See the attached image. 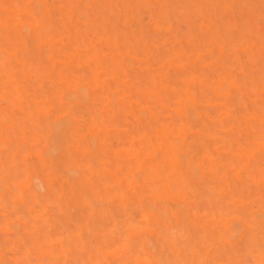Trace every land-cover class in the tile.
Masks as SVG:
<instances>
[{
  "label": "rangeland",
  "instance_id": "rangeland-1",
  "mask_svg": "<svg viewBox=\"0 0 264 264\" xmlns=\"http://www.w3.org/2000/svg\"><path fill=\"white\" fill-rule=\"evenodd\" d=\"M40 3L53 9L37 24L34 6ZM29 29L34 36L43 33L39 49L29 52L22 44L15 62L5 66V38L23 40ZM31 57L40 63L33 65ZM262 76L260 0H0V261L125 264L135 258L93 248L86 230L84 241L71 249L36 239L26 250L9 251L14 243L22 247L15 229L28 236L44 228L39 202L32 213L36 219L17 218L24 201L10 203L6 196L8 179L19 174L13 191L51 194L45 219L53 228L60 221L74 232L95 200L103 207L88 226L103 231L110 217L102 221V213L119 216L125 206L147 200L155 208L149 214L154 227L130 235L150 241L165 258L181 264L226 259L260 264ZM57 88L56 103L86 90L83 106L75 109L89 116L82 135L74 138L56 123L57 115L49 116ZM249 107L248 115H235ZM34 117L46 128L35 141L23 139L38 143L39 151L27 158L14 154L18 142L8 130L22 123L30 127ZM24 159L37 166L16 163ZM186 159L194 161L195 174ZM61 160L66 176L56 167ZM137 176L160 187L146 186ZM233 232L234 239H222ZM174 236L186 237L179 248L172 247ZM141 258L152 257L145 250Z\"/></svg>",
  "mask_w": 264,
  "mask_h": 264
},
{
  "label": "snow or ice",
  "instance_id": "snow-or-ice-1",
  "mask_svg": "<svg viewBox=\"0 0 264 264\" xmlns=\"http://www.w3.org/2000/svg\"><path fill=\"white\" fill-rule=\"evenodd\" d=\"M36 22L37 24H42V17H50L52 14L53 6L47 3L36 4ZM224 7L230 8L231 5L225 4ZM261 7V16H262V27H264V0H260ZM44 31H48L47 27L44 28ZM43 39V33L35 35L29 29L24 34V39L20 40L19 38L13 39L11 34H9L4 40V53L5 59L4 64L7 66L10 62L14 63V58L16 57L18 48L21 44L27 49L29 52L34 50H38L40 47L41 40ZM29 41H31V45H29ZM29 62L28 59L25 61ZM30 62L33 65H38L40 60L38 57H31ZM207 80V77H205ZM261 87L264 88V76H262V84ZM202 92L207 94L208 88L204 87L201 89ZM60 89L57 88L53 97V102L50 105L49 116L55 114L59 118L56 120L57 124L66 125V129L70 130L73 133V137L75 138L77 135H82L84 133V126L89 120V116L82 111H75L77 107H82L80 104L81 98L87 97L86 90H81V95L79 96H64L62 102L56 103L55 97L59 96ZM99 104V101L97 102ZM65 106H68L67 111H65ZM115 97H113V108H115ZM98 111V109H97ZM252 109L249 107L248 113H243L241 111H236L235 115L238 118H242L243 116L248 115ZM64 113L61 117L60 114ZM262 126H261V135L260 141L261 144L264 145V112L261 114ZM46 128V124L43 119L34 117L31 121L30 127L23 126L21 124L20 128H12L8 130L9 137H14L18 145L13 147L12 152L16 155L22 153L25 158L28 157L29 153L38 152V143L34 142L32 144L28 143L27 139H23L25 137L31 136L33 140H37L44 132ZM22 142V146H20V142ZM75 155V152L72 153ZM16 163L22 165H30L37 166L36 161L24 159L21 161H17ZM184 163L192 170L195 174L198 169L194 167V161L192 159H186ZM59 170L66 176L68 174L69 169L64 164V161H59L57 166ZM55 170V169H54ZM138 182H141L149 187H160L159 184H153L152 180L146 176H137ZM20 183V176L16 174L10 177L7 181V192L6 196L10 203H15V201L20 198L24 201L23 208H18L16 210L17 218H25V219H36L37 216H33L32 213L36 211L34 204L35 202H39L42 206V210L37 215L40 219L44 220V228L43 231L37 233L35 231L30 232L28 236H26L19 228L16 229L17 232V242L22 244L21 248H18L16 244H12L9 248V251L15 250L17 252L26 250L32 246L33 240L42 239L44 241H51L53 243H63L66 247L71 249L72 246H78L85 239V230L87 233L88 241L91 243L93 248L98 249L100 251H125L135 257L132 260L125 262V264H181L178 260L165 258L164 251L157 250L154 248L150 241L143 239H132L131 231L133 230H145L151 229L154 226L150 223L149 214L155 212V208L153 207L150 201H144L142 204L129 205L125 206L121 214L118 216L115 212H109L107 214L102 213L101 219L110 220L108 223L104 224L103 231H93L91 227H89L91 216L95 214L97 208L103 207V202H97L95 200L89 201L88 205V213L84 218L83 224L81 225L79 222L77 224V229L72 232L67 229H64L61 226V222L57 221L55 228L48 225L47 220L45 219V214L48 211V208L45 205L51 204V194L48 190L43 192H37L35 194H25L18 191H13V189ZM114 191H119L118 187L113 188ZM27 209L28 211H25ZM221 213H223L226 209L223 207L219 209ZM262 225H264V219L261 221ZM83 229V230H82ZM235 232H233L231 237H222L225 240H232L235 237ZM31 237V238H28ZM186 237L181 236L180 238L173 237L172 247L179 248L181 246V242ZM145 250H147L151 259H143L141 257L144 256ZM261 256L264 257V244L261 246ZM0 264H6L4 261H0ZM23 264H30V262H23ZM67 264V262H66ZM217 264H252L250 260L245 259H226L218 261ZM260 264H264V258H262Z\"/></svg>",
  "mask_w": 264,
  "mask_h": 264
},
{
  "label": "bare ground",
  "instance_id": "bare-ground-1",
  "mask_svg": "<svg viewBox=\"0 0 264 264\" xmlns=\"http://www.w3.org/2000/svg\"><path fill=\"white\" fill-rule=\"evenodd\" d=\"M139 2V1H138ZM255 3V2H254ZM17 5V4H16ZM167 8V7H166ZM174 9V8H173ZM172 9V10H173ZM201 10V9H200ZM174 13V12H173ZM179 13V12H178ZM5 14V13H4ZM2 19V18H1ZM200 19V18H199ZM254 19V18H253ZM240 22V21H239ZM56 23V22H55ZM47 26V25H46ZM57 26V25H56ZM98 26H100V25H98ZM91 27V26H90ZM200 27V26H199ZM245 28H246V26H245ZM194 29V28H193ZM199 30V29H198ZM247 30H248V28H247ZM100 31V30H99ZM6 32V31H5ZM13 32V31H12ZM5 34V33H4ZM49 34H51V33H49ZM240 34V33H239ZM106 36V35H105ZM22 45V44H21ZM114 52V51H113ZM141 59V58H140ZM261 64V63H260ZM263 64V63H262ZM17 65V64H16ZM24 65V64H23ZM22 65V66H23ZM28 69V68H27ZM112 72V71H111ZM137 77V76H136ZM259 77V76H258ZM85 88V87H84ZM79 92V91H78ZM43 94V93H42ZM129 109V108H128ZM55 125V124H54ZM222 130V129H221ZM229 136V135H228ZM41 139V138H40ZM235 139V138H234ZM56 146V145H55ZM49 148H50V146H49ZM54 150V149H53ZM57 150H58V147H57ZM100 150V149H99ZM54 153H56V151L54 152ZM29 167V166H28ZM73 172V171H72ZM251 178H252V176H251ZM262 184V183H261ZM40 187V186H39ZM140 193V192H139ZM69 202V201H68ZM230 206V205H229ZM9 216V215H8ZM181 218V217H180ZM234 227V226H233ZM236 229V228H235ZM16 230V229H15ZM158 230V229H157Z\"/></svg>",
  "mask_w": 264,
  "mask_h": 264
}]
</instances>
